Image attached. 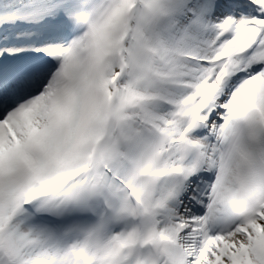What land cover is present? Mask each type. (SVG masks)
Instances as JSON below:
<instances>
[{
    "label": "snow or ice",
    "instance_id": "6c2138e0",
    "mask_svg": "<svg viewBox=\"0 0 264 264\" xmlns=\"http://www.w3.org/2000/svg\"><path fill=\"white\" fill-rule=\"evenodd\" d=\"M0 264H264V0H0Z\"/></svg>",
    "mask_w": 264,
    "mask_h": 264
}]
</instances>
